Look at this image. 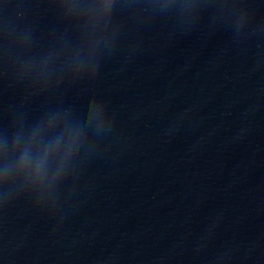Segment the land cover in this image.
I'll return each instance as SVG.
<instances>
[{
	"label": "water",
	"instance_id": "water-1",
	"mask_svg": "<svg viewBox=\"0 0 264 264\" xmlns=\"http://www.w3.org/2000/svg\"><path fill=\"white\" fill-rule=\"evenodd\" d=\"M85 264H264V0H203Z\"/></svg>",
	"mask_w": 264,
	"mask_h": 264
}]
</instances>
